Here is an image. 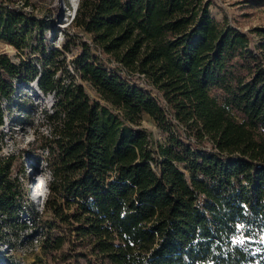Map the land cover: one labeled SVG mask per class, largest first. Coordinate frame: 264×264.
Returning <instances> with one entry per match:
<instances>
[{
	"label": "trees",
	"instance_id": "obj_1",
	"mask_svg": "<svg viewBox=\"0 0 264 264\" xmlns=\"http://www.w3.org/2000/svg\"><path fill=\"white\" fill-rule=\"evenodd\" d=\"M211 4L78 0L54 47L35 1L0 0V42L17 51L0 53V146L17 91L52 98L32 144L41 214L25 153L0 149V243L21 224L58 264H264V28L242 32Z\"/></svg>",
	"mask_w": 264,
	"mask_h": 264
},
{
	"label": "rangeland",
	"instance_id": "obj_2",
	"mask_svg": "<svg viewBox=\"0 0 264 264\" xmlns=\"http://www.w3.org/2000/svg\"><path fill=\"white\" fill-rule=\"evenodd\" d=\"M37 8L36 13L43 18L51 28L46 33L48 46L60 47L65 38L63 32L72 33L70 22L75 14L78 0H33ZM209 11L218 20H227L228 24L242 32H248L255 27L264 28V3L255 4V0H211ZM264 1V0H263ZM254 40L257 39L256 36ZM71 52L66 53V60L69 61L79 51L78 46H71ZM0 53L6 54L16 61L17 51L7 44L0 42ZM86 91L94 96V92L84 84ZM52 98L43 96L35 85L24 86L17 91L12 101L5 105V123L1 128L3 142L0 146L1 154H19L23 151L25 158L18 163V168L24 169L27 178L34 182L41 179L43 189L41 199L30 201L31 209L38 214L43 211V205L47 198L48 174L44 169V164L34 152L32 146L38 134L44 133L42 123V111L50 110ZM141 125L148 129L156 141H161V136L156 126L147 118L143 117ZM31 186V185H30ZM24 187L29 185L24 183ZM27 214L24 212L20 217V222L28 223ZM29 226V225H28ZM38 226L23 228L21 224L13 230L6 243H0V264H35L39 259V264H58V255L52 253L46 256L42 253L38 241ZM240 240V239H239Z\"/></svg>",
	"mask_w": 264,
	"mask_h": 264
},
{
	"label": "bare ground",
	"instance_id": "obj_3",
	"mask_svg": "<svg viewBox=\"0 0 264 264\" xmlns=\"http://www.w3.org/2000/svg\"><path fill=\"white\" fill-rule=\"evenodd\" d=\"M43 189V182L41 179L35 180L33 184H31L29 189V198L31 201H34L35 197H37L36 200H40L41 198V192Z\"/></svg>",
	"mask_w": 264,
	"mask_h": 264
},
{
	"label": "water",
	"instance_id": "obj_4",
	"mask_svg": "<svg viewBox=\"0 0 264 264\" xmlns=\"http://www.w3.org/2000/svg\"><path fill=\"white\" fill-rule=\"evenodd\" d=\"M34 182H31V184H33Z\"/></svg>",
	"mask_w": 264,
	"mask_h": 264
}]
</instances>
